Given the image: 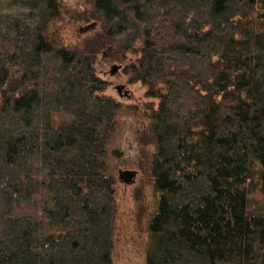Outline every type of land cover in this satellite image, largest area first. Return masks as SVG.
Instances as JSON below:
<instances>
[{"label": "trees", "instance_id": "1", "mask_svg": "<svg viewBox=\"0 0 264 264\" xmlns=\"http://www.w3.org/2000/svg\"><path fill=\"white\" fill-rule=\"evenodd\" d=\"M91 4L101 30L72 49L45 35L59 0H0V264H113L123 104L93 64L127 32L130 81L160 100L134 167L156 196L137 191L146 264H264V0ZM39 196L43 217L15 215Z\"/></svg>", "mask_w": 264, "mask_h": 264}, {"label": "rangeland", "instance_id": "2", "mask_svg": "<svg viewBox=\"0 0 264 264\" xmlns=\"http://www.w3.org/2000/svg\"><path fill=\"white\" fill-rule=\"evenodd\" d=\"M92 1L59 0L61 16L50 23L45 32L46 37L72 49L80 48L88 39L95 38L101 30L100 23L91 18L84 20L87 11L91 15ZM140 46L134 34L127 32L109 47L98 49L93 64L96 75L109 83L102 95L111 96L123 104L117 130L108 145L117 205L113 264H146L148 236L145 227L151 216L147 215L139 224L137 191L142 192L143 202L148 206L156 199L148 178L144 177L143 171L134 168L142 151L146 149L151 156L155 152V144L145 145L144 138L152 134V110H157L160 101L147 97L146 88L141 83L130 81L125 70L128 64L139 59L140 52L137 50ZM20 75V70L13 69L11 81L17 80ZM2 103L0 94V108ZM69 122L71 117L65 113H54V126L60 127ZM46 202L47 197L39 196L30 203L20 205L15 215L39 219L44 216Z\"/></svg>", "mask_w": 264, "mask_h": 264}, {"label": "water", "instance_id": "3", "mask_svg": "<svg viewBox=\"0 0 264 264\" xmlns=\"http://www.w3.org/2000/svg\"><path fill=\"white\" fill-rule=\"evenodd\" d=\"M132 172H127V174H130L131 175ZM133 174V173H132Z\"/></svg>", "mask_w": 264, "mask_h": 264}]
</instances>
